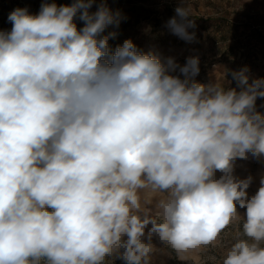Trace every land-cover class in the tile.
<instances>
[{"label":"clouds","instance_id":"clouds-1","mask_svg":"<svg viewBox=\"0 0 264 264\" xmlns=\"http://www.w3.org/2000/svg\"><path fill=\"white\" fill-rule=\"evenodd\" d=\"M93 2L16 8L0 31V264H150L154 237L184 260L229 225L222 264H264V177L249 198L252 177L233 175L264 157V79L200 84L197 57L181 79L131 40L104 59L119 13ZM175 12L169 28L193 39L191 8ZM142 190L163 194L154 210Z\"/></svg>","mask_w":264,"mask_h":264},{"label":"rangeland","instance_id":"rangeland-1","mask_svg":"<svg viewBox=\"0 0 264 264\" xmlns=\"http://www.w3.org/2000/svg\"><path fill=\"white\" fill-rule=\"evenodd\" d=\"M56 3L57 6L71 5L74 0H0V31H10L12 24L8 20L11 11L27 8L36 15L41 4ZM102 0H94L88 9L95 13ZM113 13H119V23L106 27L101 37L109 36V59L117 47L125 40H131L137 51L158 56L162 63L172 59L178 66L169 74L184 79L180 73L190 58L199 60V73L192 79L200 84L220 83L225 89H242L233 77V72L247 68L249 83L255 79H264V0H103ZM180 6L191 8L189 20L193 22L187 31L193 39L186 40L174 34L168 26L172 18H177L175 9ZM81 12L73 18L77 29L85 26L80 19ZM115 33V35H109ZM256 110L264 115V98H257ZM221 173H216L219 178ZM233 175L239 179L252 177L246 190L249 198L254 195L264 177V157L259 159L249 155L247 160L234 162ZM166 194V193H165ZM142 199L151 201L147 207L154 210L156 201L163 194L141 191ZM241 216L245 209L238 207ZM151 225L148 226L150 228ZM238 225H229L214 245L190 251L180 260L169 246L154 237V251L150 264H222L227 249L235 242ZM147 232V228H146ZM41 264H46L42 260ZM107 264H125L122 259L110 257Z\"/></svg>","mask_w":264,"mask_h":264}]
</instances>
